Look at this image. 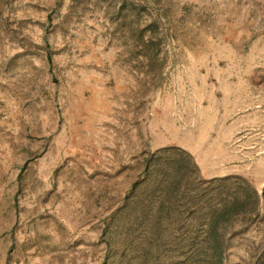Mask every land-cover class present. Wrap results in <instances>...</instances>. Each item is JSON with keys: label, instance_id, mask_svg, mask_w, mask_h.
Wrapping results in <instances>:
<instances>
[{"label": "crops", "instance_id": "0c3cea01", "mask_svg": "<svg viewBox=\"0 0 264 264\" xmlns=\"http://www.w3.org/2000/svg\"><path fill=\"white\" fill-rule=\"evenodd\" d=\"M97 4L100 41L77 49L95 54V68L86 56L62 63L67 72L57 124L52 111L29 113L33 99H23L33 93L38 63L20 74V97L0 88L1 212L12 183L14 197L22 198L23 182H54L55 165L71 151L104 167L115 164L116 151L126 154L129 165L175 147L193 156L204 178H243L260 193L264 0Z\"/></svg>", "mask_w": 264, "mask_h": 264}, {"label": "rangeland", "instance_id": "374dc122", "mask_svg": "<svg viewBox=\"0 0 264 264\" xmlns=\"http://www.w3.org/2000/svg\"><path fill=\"white\" fill-rule=\"evenodd\" d=\"M31 1L0 0V88L20 97V74L38 63L33 93L23 99H33L29 113L52 111L57 124L63 112L58 91L67 72L62 63L73 65L86 56L95 68V54L80 55L77 49L97 45L100 6L97 0H39L38 6ZM37 121L41 127L42 119ZM71 154L55 165L54 182H23L22 198L14 197L11 184L8 207L0 210V264H215L186 251L201 241L193 214L209 198L194 190L192 179L177 185L178 197L170 198L157 172L144 182L145 162L153 153L125 165L128 157L116 151L115 164L104 167L89 155ZM234 183L227 184L233 191ZM263 190L256 192L261 196ZM262 202L258 212L234 223L222 264H264Z\"/></svg>", "mask_w": 264, "mask_h": 264}, {"label": "trees", "instance_id": "16d2710c", "mask_svg": "<svg viewBox=\"0 0 264 264\" xmlns=\"http://www.w3.org/2000/svg\"><path fill=\"white\" fill-rule=\"evenodd\" d=\"M161 161L163 163L159 165ZM145 163L144 175L147 177L144 182L154 174V171L157 172L162 178L161 181L168 184L163 190L167 195L166 197L177 198V185L179 186L180 183L188 179H192V185L197 186L194 188L197 193L201 195L203 193L202 196L209 197L204 202V207H199L198 211L193 214L199 217V230L197 229L195 235L201 241L191 249L187 248L186 251L194 250V257L203 258V260L211 263L222 264L224 259L228 257L229 244L226 238L233 235L234 223L239 218L258 212L261 200L264 207V190L260 196L248 181L239 177L206 181L193 156L175 147L156 151L150 155ZM233 180L236 181L234 183L235 191L231 190L232 185H227ZM204 186L207 187L202 189ZM240 193H243L244 196ZM163 205L165 206V203ZM200 205L201 199L197 203V206ZM117 215H121V210L117 212ZM160 215L161 213H158V218ZM109 247H111V242Z\"/></svg>", "mask_w": 264, "mask_h": 264}]
</instances>
